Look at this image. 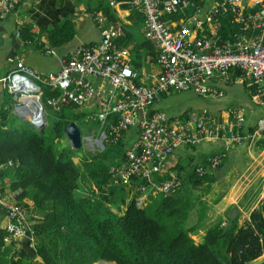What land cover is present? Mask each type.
Here are the masks:
<instances>
[{"label":"built area","instance_id":"1","mask_svg":"<svg viewBox=\"0 0 264 264\" xmlns=\"http://www.w3.org/2000/svg\"><path fill=\"white\" fill-rule=\"evenodd\" d=\"M19 1L0 0V17L12 13ZM124 1L142 16L144 35L157 51L154 61L157 69L148 72L134 69L130 51L116 44L121 33L119 27L94 12L98 28L95 44L77 45L55 72L43 75L18 62L0 81L11 95V113L35 126L45 125L44 106L58 112L63 106L80 109L94 102L97 111L88 119L98 122L101 130L94 138H84L93 152L101 150L107 142L115 143L130 126L137 124L136 138L124 151V161L111 171L122 184L128 185L133 176L143 180L136 185L138 193L134 197V205L141 208L148 202V195L168 196L180 188L174 174L154 182L156 175L164 174V164L177 147L196 146L217 137L231 146L254 135L264 136V116L255 121L252 133L241 134L238 128L243 115L239 110L233 112L227 129L206 115L187 114L177 120L151 107L172 91H190L217 99L223 95L221 83L241 80L252 88V100L264 104V0H216L205 11L190 0ZM109 5H113L112 0ZM187 7L195 12L192 26L172 29L167 18ZM226 10L234 16L240 32L223 38L217 15ZM244 31L250 32V36H245ZM88 77L105 81L110 94H102L101 85H93ZM37 83L56 93L41 102ZM24 97H29L28 104H22ZM218 163L219 157L211 156L207 165L194 167V173L201 177L207 168L214 169ZM16 166L17 161L6 160L0 163V170ZM0 207L6 219L3 239L17 241L25 236L32 248L35 237L27 207L3 196L1 188Z\"/></svg>","mask_w":264,"mask_h":264},{"label":"trees","instance_id":"2","mask_svg":"<svg viewBox=\"0 0 264 264\" xmlns=\"http://www.w3.org/2000/svg\"><path fill=\"white\" fill-rule=\"evenodd\" d=\"M103 8L107 9L106 5ZM104 12L109 19V11ZM223 25L224 33L229 31L228 37L240 32L227 20ZM30 34L31 28L18 29L25 44ZM45 35L47 45L57 47L71 39L73 27L63 20L47 28ZM244 35L250 36V32L244 31ZM116 43L127 47L130 38L120 36ZM142 46L147 48L150 63H154L157 51L153 44L145 39ZM130 50L135 49L132 46ZM139 64L134 51L131 65L138 69ZM39 85L44 98L56 93ZM5 100L0 104V163L17 161L16 167L8 168L13 176L8 188L17 192L15 199L24 207L21 199H29L37 217H32L35 242L31 258L18 241H4L5 231L0 228V264H93L98 260L113 264H244L264 254V200L250 211L242 225L237 226L234 218L222 231L223 226L216 223L193 242L189 233L200 226L186 224L192 203L188 199L190 189L209 185L214 180L212 174L197 177L192 169L180 182L181 187L186 184L188 188L183 196H175L178 191L168 196L148 195V202L136 207V185L143 180L133 176L128 185L122 184L111 171L124 161L126 132L99 151L80 154L78 161L73 153L80 150L58 141L63 136L62 126L74 121L82 134L89 121L99 130L98 122L84 119V114L72 106H63L58 112L52 111L54 118L47 130L44 127L37 131L24 120H9L11 95L7 94ZM45 131H49L48 137ZM176 176L181 179L179 170ZM167 177L156 175L154 182ZM82 185L86 192L88 186L94 187L90 196L82 194ZM78 189L81 194H74ZM129 192L130 198L125 200Z\"/></svg>","mask_w":264,"mask_h":264},{"label":"crops","instance_id":"3","mask_svg":"<svg viewBox=\"0 0 264 264\" xmlns=\"http://www.w3.org/2000/svg\"><path fill=\"white\" fill-rule=\"evenodd\" d=\"M109 1L110 0H20L16 9L12 13L0 17V78L15 69L18 62L25 64L35 72L43 75L47 72L57 71L61 62L68 58L77 45H93L96 43L98 39V28L93 17L94 12L101 14L106 21L118 26L121 32L120 36L126 35L130 38V43L127 46V49L130 51L129 59L135 51L140 62L139 68L136 69L133 67L134 69L145 72L157 69L155 62L150 63L148 59L150 55L147 53V48L142 46V42L138 45L133 37V33L139 30H141L144 35L140 12L128 7L124 0H112L113 5H109ZM215 1L216 0H198L192 2L197 8H201L202 11H205L208 7L212 6ZM199 3L201 4L199 5ZM104 5H106L107 9L103 8ZM105 10H108L110 13L111 17L109 19L104 12ZM194 16V10L191 7H187L179 13L172 14L167 19L170 27L176 29L179 25L191 27L194 22L192 21ZM217 18L222 26L220 34L223 38L228 37L229 31L227 29L226 33H224L226 26L223 25V22L224 20H227L228 24L236 26L234 16L230 15L229 11L226 10L224 13H218ZM63 20H67L71 23L73 27V36L69 41L60 46L50 47L46 43L45 31L52 24L60 23ZM21 27L33 29V34H30L27 39L29 43L25 44L20 40L17 31ZM202 33L203 31L198 35H201ZM132 46L135 49L134 51L130 50L132 49ZM130 64H132V60H130ZM92 81L97 86L101 85L99 91L102 94H110L108 85L105 81L100 79H92ZM234 85L242 86V89L247 91L250 103L254 104L257 108L263 107V110L253 109L249 106L244 108L241 105L226 107L228 101L217 104L219 98L225 95L224 91H226L231 98L235 97V99L238 93H242V91L236 89ZM220 88L221 90L223 89L224 95L217 98L218 100L211 99L216 102V104L212 106V111L209 113L202 111L199 115L195 116H209L212 121H215L218 124H223L227 129H230L227 126L232 123L233 112L239 110L243 115V122L239 126L238 131L241 134L252 133L255 121L259 117L264 116V104L252 100L251 93L253 90L250 86L245 85L243 80L221 83ZM7 94L8 92L0 81V104L7 99ZM3 97L4 99H2ZM77 110H80V112L84 114V119L91 117L97 111L94 102ZM184 116L185 115H182L180 119ZM136 131L127 134L129 136H127L129 143L134 142L137 133ZM54 142H56V140ZM209 142L211 143V145H209L210 151L207 154L199 152L198 157L200 160L194 164L193 172L194 167L200 164L207 165V160L211 156L217 155L219 157V166L217 165L218 167L214 169L207 168L205 172V174H212L214 176L212 182L217 180L216 176L213 174L214 170H220V173L224 177L230 175L231 172L232 174L238 173L233 180V187L230 188L221 197V200L218 201V209L215 214L221 216V220L217 223L223 224L224 226L228 221L227 213L229 209L235 206L238 210L235 221L236 225L240 226L247 220L250 211L257 208L264 200V136L254 135L249 140L247 139L239 144H233L231 146L225 145V143L218 137ZM226 159H228L230 163V169L227 173L221 171V167ZM178 160L180 162V158L176 157L172 152L163 167L165 175H176V171L182 169L181 165L176 164ZM3 171L4 170H0L1 192L3 196L11 198L12 201H16L15 193L17 192L11 191L8 188V184L13 181V176L10 171H7V173H4ZM221 174H219V177H222ZM254 185L256 187L257 198L255 201H252V199H249L250 195L247 197H244V195L245 191L249 189L248 187ZM125 189H127V187H125ZM132 194L134 195V193ZM128 198H130V192L125 195V200ZM148 198L149 197H147V199ZM20 202L26 204L25 207L30 210L31 217H37V212H34L32 209L31 201L29 199L23 198ZM30 220L33 222L32 218H30ZM5 221L4 211L0 207V228L5 224ZM198 234L201 236L204 232L199 229ZM198 239L199 238L197 237L196 240ZM256 260L259 261L255 264L264 261V254L251 260V262L253 263Z\"/></svg>","mask_w":264,"mask_h":264},{"label":"rangeland","instance_id":"4","mask_svg":"<svg viewBox=\"0 0 264 264\" xmlns=\"http://www.w3.org/2000/svg\"><path fill=\"white\" fill-rule=\"evenodd\" d=\"M133 37L136 40V42L138 43V45L146 39L144 37L143 33L141 32V30L135 31V33H133ZM147 40H149V39H147ZM132 41H134V40H132ZM130 60H132V56L130 57ZM87 79L93 85H95L94 82L92 81V79H95V78L88 77ZM37 85L40 87V85L38 83H37ZM234 87L236 89H240L242 91V93H238L237 97L235 99V97L231 98V96L226 91H224L225 95L223 92L224 96L222 95L223 97L219 98V100H221V101H219L217 99L218 100L217 104L224 103L225 101H228V105H226V107H233V106L241 105L244 108L249 106L253 109L263 110V107L257 108V107H255L254 104L250 103L248 95H247V91L245 89H242V86L240 87L238 85H234ZM40 89H41V87H40ZM222 91H223V89H222ZM39 95L41 97V102H43L44 93H43L42 89L39 92ZM6 98H7V95H6ZM2 99H4V97ZM4 102L6 103V100L1 102V104ZM215 104H216V102H214L210 98H205V97L195 95L194 93H192L190 91H184V92L172 91L168 95L160 97V99L158 101L154 102L151 107L154 110L160 111L161 113H163L167 117L174 118V119L178 120V119H180V117L182 115H186V114L199 115L202 111H206L209 113L210 111H212V106ZM12 105H13L12 102L9 103L10 111L7 115L8 119L9 120L12 119L15 121L21 120L18 116L11 113ZM44 116H45V120H46V125H45L44 129L47 130V126L50 125V122L54 118V113L52 112V110H50L49 108L44 106ZM67 117H69V116H67ZM27 123H29V122H27ZM30 126H32V125L30 124ZM35 130H37V129H35ZM100 130L101 129H99L97 131L99 132ZM136 130H137V124H134L133 126H130L128 128V130L125 133V135H126L125 143L126 144L123 147V149L129 148L131 143H132V142L131 143L128 142V139H127L128 135L127 134H130L133 131L135 132ZM37 131H39V130H37ZM81 131L83 132L82 134H80L81 135V143H80V147L77 149L80 151H78V152L76 151L75 153H73V155L75 156V158H77L78 161H79V155L80 154L86 155L85 152H93L92 151L93 148L89 145V143L87 141H85L84 138L86 136H90V137L94 138L98 134L96 131V125L91 121L87 122L86 126L83 127ZM43 134L45 137H48L50 135L49 131L48 132L45 131ZM58 141L62 145L70 147L69 142L65 138L64 135L61 138H59ZM209 145H211V143L209 141H204V142H202V143H200L194 147L180 146V147H177L173 151V154L176 157L180 158V162H179V160L176 162V164H179L182 167V169L179 171V176L181 177L180 182L182 181V179H184L187 176V174L191 173L194 164L200 160L198 157L199 152H203V153L207 154L210 151ZM237 146H239V145H237ZM237 146H235V147H237ZM214 148L217 149L216 147H214ZM229 150H231V149H229ZM9 168H14V167H9ZM229 169H230V163H229L228 159H226L225 162L223 163V166L221 167V171L227 173L229 171ZM2 170H4L3 171L4 173H7L8 168L2 169ZM213 174L217 178L216 181L211 182L207 186L202 185V186L195 187V189H190V197H188V199L192 203H191V206L188 208V211H187L186 224L188 226H190V225L192 226V225L198 223L200 226L196 230L191 231L189 233L190 238L193 240V242H198L200 240L201 236L203 235L202 234L200 236L198 234L199 229H201L202 232H204L206 228H208L209 226H211V225L219 222V220H221V216L219 214L218 215L215 214V212L218 209L217 208L218 201L221 200V197L230 188L233 187V185H232L233 180L238 173L232 174V172H231L230 175H226L224 177L220 173V170H214ZM219 174H221L222 177L221 176L219 177ZM82 188H84L83 185H82ZM248 188L249 189L245 191L244 197H247L250 195L249 199L250 200L252 199V201H255L257 198L255 185L252 187H248ZM92 189H94V187L88 186V191L86 192L85 188H84L82 190V194L85 193V195L90 196L91 191H93ZM187 189L188 188H187L186 184H183V186L181 187L180 190H178V192L176 193L175 196H177V195L183 196L184 192ZM74 194H76V195L81 194V191L78 189L76 191V193L74 192ZM200 202L202 203L201 205H199ZM32 214H33V212H32ZM30 218H32V217L30 216ZM33 219H34V217H33ZM198 219H200V221H198ZM168 224H169L168 226H170V221H168ZM3 226L1 227V229H3ZM220 226H223V224H220ZM168 228H170V227H168ZM197 237L199 238L198 240H196ZM258 261L259 260H256L253 263L251 261H248V262H245L244 264H255ZM98 262H99V264H104V263L105 264H112L111 262H103V261L100 263V260L96 261L95 264H98Z\"/></svg>","mask_w":264,"mask_h":264},{"label":"water","instance_id":"5","mask_svg":"<svg viewBox=\"0 0 264 264\" xmlns=\"http://www.w3.org/2000/svg\"><path fill=\"white\" fill-rule=\"evenodd\" d=\"M39 110H40V116L43 117L42 108L40 107ZM140 116H141V112L138 110L137 111V117L140 118ZM22 120L29 122L28 120H25V119H22ZM30 124L35 129H37L39 131L42 130L43 125L35 126L32 123H30ZM62 133L65 136V138L68 140L70 148L78 149L80 147L81 135H80L79 128L77 127L75 122L70 121L67 124L63 125L62 126ZM86 138L89 139V137H86ZM237 212H238V210L235 206H233L229 209V211L227 213L228 221L224 224L222 231H225L227 229V227L230 225V221L236 217ZM17 241L20 245L21 250H23L25 252L27 257L31 258L33 256V250L28 245V238L25 236H22V237L18 238ZM100 262H102V261L100 260ZM111 263L113 264V262H111Z\"/></svg>","mask_w":264,"mask_h":264},{"label":"bare ground","instance_id":"6","mask_svg":"<svg viewBox=\"0 0 264 264\" xmlns=\"http://www.w3.org/2000/svg\"><path fill=\"white\" fill-rule=\"evenodd\" d=\"M29 97H24L23 99H22V104L23 105H25V104H28L29 103ZM37 118V117H36Z\"/></svg>","mask_w":264,"mask_h":264},{"label":"clouds","instance_id":"7","mask_svg":"<svg viewBox=\"0 0 264 264\" xmlns=\"http://www.w3.org/2000/svg\"><path fill=\"white\" fill-rule=\"evenodd\" d=\"M21 119V118H20ZM22 120V119H21ZM45 125H46V121H45ZM45 125L42 127V129L45 127ZM104 262V261H103ZM94 264V263H93Z\"/></svg>","mask_w":264,"mask_h":264}]
</instances>
